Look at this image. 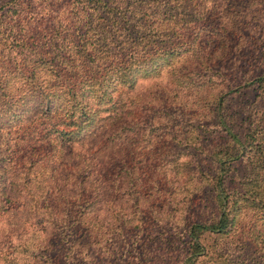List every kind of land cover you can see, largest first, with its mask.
Returning a JSON list of instances; mask_svg holds the SVG:
<instances>
[{"label": "trees", "instance_id": "trees-1", "mask_svg": "<svg viewBox=\"0 0 264 264\" xmlns=\"http://www.w3.org/2000/svg\"><path fill=\"white\" fill-rule=\"evenodd\" d=\"M0 264H264V0H0Z\"/></svg>", "mask_w": 264, "mask_h": 264}]
</instances>
